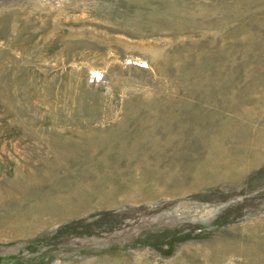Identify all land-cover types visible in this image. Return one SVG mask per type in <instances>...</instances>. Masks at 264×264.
I'll return each mask as SVG.
<instances>
[{
  "label": "rangeland",
  "instance_id": "1",
  "mask_svg": "<svg viewBox=\"0 0 264 264\" xmlns=\"http://www.w3.org/2000/svg\"><path fill=\"white\" fill-rule=\"evenodd\" d=\"M0 264H264V0H0Z\"/></svg>",
  "mask_w": 264,
  "mask_h": 264
}]
</instances>
